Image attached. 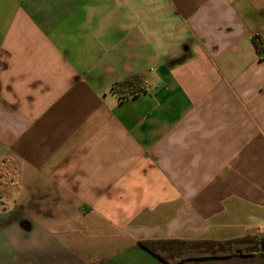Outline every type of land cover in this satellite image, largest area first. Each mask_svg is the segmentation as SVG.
<instances>
[{"label": "crops", "instance_id": "1", "mask_svg": "<svg viewBox=\"0 0 264 264\" xmlns=\"http://www.w3.org/2000/svg\"><path fill=\"white\" fill-rule=\"evenodd\" d=\"M255 34L264 0H0V210L26 228L1 258L164 264L140 242L264 235Z\"/></svg>", "mask_w": 264, "mask_h": 264}, {"label": "trees", "instance_id": "2", "mask_svg": "<svg viewBox=\"0 0 264 264\" xmlns=\"http://www.w3.org/2000/svg\"><path fill=\"white\" fill-rule=\"evenodd\" d=\"M252 44L260 59L264 58V35L252 36ZM113 90L121 99L143 90L137 75H131L113 84ZM141 246L157 256L164 264H182L214 258L248 257L264 255V235L248 234L234 239L216 240H143Z\"/></svg>", "mask_w": 264, "mask_h": 264}, {"label": "rangeland", "instance_id": "3", "mask_svg": "<svg viewBox=\"0 0 264 264\" xmlns=\"http://www.w3.org/2000/svg\"><path fill=\"white\" fill-rule=\"evenodd\" d=\"M4 196V195H3ZM2 198V196H1ZM0 206H1V200H0ZM21 215H23L22 213V209L18 206H12L11 209H8V210H0V249H2V245L3 244H6L7 245V248H11V245L15 247V244H12L11 242V239H12V230L14 231H20L21 229H26L25 227H22V225H17L18 228L15 229L14 227L12 228H7L5 226V223H8V222H13L14 221V218H18V217H21ZM14 236V235H13ZM25 243V242H24ZM33 244H34V240L32 237L26 239V245L25 247L27 246L28 248H33ZM1 255V254H0ZM0 259L4 260V262L2 263L0 261V264H11L13 263L12 262H7V258L5 257H2L0 256ZM17 259V258H16ZM11 260V258L9 259ZM258 264H264V260L263 259H259L256 261ZM228 264H238V263H235L234 261L228 263ZM242 264V263H241ZM244 264H249L248 261H245Z\"/></svg>", "mask_w": 264, "mask_h": 264}]
</instances>
